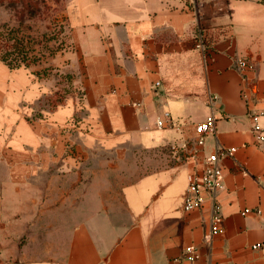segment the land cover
I'll use <instances>...</instances> for the list:
<instances>
[{"label":"crops","instance_id":"1","mask_svg":"<svg viewBox=\"0 0 264 264\" xmlns=\"http://www.w3.org/2000/svg\"><path fill=\"white\" fill-rule=\"evenodd\" d=\"M66 28L44 61L0 60V264H175L189 244L197 264H264V0H72ZM211 113L216 131L178 161L171 144ZM222 146L236 151L206 245L209 206L184 198Z\"/></svg>","mask_w":264,"mask_h":264},{"label":"built area","instance_id":"2","mask_svg":"<svg viewBox=\"0 0 264 264\" xmlns=\"http://www.w3.org/2000/svg\"><path fill=\"white\" fill-rule=\"evenodd\" d=\"M196 46L203 52H206L209 46L206 31L200 29L197 35ZM238 66L242 69H250L253 67V62L249 57H237ZM156 86L160 85V81H156ZM245 95V88L243 89ZM207 101L212 106L217 101V95L209 93ZM135 106H140L139 102H134ZM217 117L211 113L204 120L195 124L196 137L193 141L186 140L183 143H172L170 148L176 159L180 162H185L190 158H195L199 155V148L205 143L206 136L216 131ZM167 122L173 126V117L169 111H165L162 116L156 119V125L159 128L165 127ZM254 130L260 131V125L255 124ZM263 139V136H259ZM236 148L220 147L219 150L209 153L204 157L203 166L199 171L193 172L190 175L187 192L184 198V207L187 211L194 209H201L204 206H209V221L210 229L204 236V243L210 244L214 236L220 231L224 221L222 212V205L219 200V192L224 188V167L220 163L222 155H232ZM260 212L259 208H246L244 213L247 212ZM262 243L253 245V248H259ZM202 254V245L189 244L185 246L182 252L175 257V264H197Z\"/></svg>","mask_w":264,"mask_h":264},{"label":"rangeland","instance_id":"3","mask_svg":"<svg viewBox=\"0 0 264 264\" xmlns=\"http://www.w3.org/2000/svg\"><path fill=\"white\" fill-rule=\"evenodd\" d=\"M71 1L0 0V30L8 37L0 40V55L12 52L9 59L19 56L22 64H32L61 51L68 43Z\"/></svg>","mask_w":264,"mask_h":264},{"label":"trees","instance_id":"4","mask_svg":"<svg viewBox=\"0 0 264 264\" xmlns=\"http://www.w3.org/2000/svg\"><path fill=\"white\" fill-rule=\"evenodd\" d=\"M8 39V37L5 35V32H3V30H0V40L4 41L5 39ZM10 38V37H9ZM12 54V52H8L4 55H0V60L6 62L10 67L14 68V67H19L22 65V63L19 61V56H13L10 58V55ZM25 58H22V61ZM25 65H30V63L24 62Z\"/></svg>","mask_w":264,"mask_h":264}]
</instances>
